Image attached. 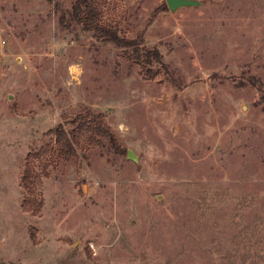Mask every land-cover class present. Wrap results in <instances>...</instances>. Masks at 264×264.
<instances>
[{"label":"rangeland","instance_id":"rangeland-1","mask_svg":"<svg viewBox=\"0 0 264 264\" xmlns=\"http://www.w3.org/2000/svg\"><path fill=\"white\" fill-rule=\"evenodd\" d=\"M95 1L162 62L84 30L74 0H0V264H264V0Z\"/></svg>","mask_w":264,"mask_h":264},{"label":"trees","instance_id":"trees-1","mask_svg":"<svg viewBox=\"0 0 264 264\" xmlns=\"http://www.w3.org/2000/svg\"><path fill=\"white\" fill-rule=\"evenodd\" d=\"M163 9H167L166 3H162L161 6ZM156 8L154 10L157 13ZM71 19L77 24L81 25L84 30L94 31L98 33L103 41L114 43L118 47L129 48L132 52L133 58L139 63L141 70L149 71L148 67L152 64L153 61L162 62V54L158 51L157 48H146L142 45V38H126L121 36L118 33L116 27H108L101 23L99 19V14L96 6L95 0H74L71 11ZM92 117V118H91ZM91 122H84L86 129H91L94 133L105 137L115 151L123 152L122 148H119L116 143V138L112 134L110 128L102 122L101 115L90 116ZM92 121H96L95 126H92ZM88 124V125H86ZM81 126V129L83 128ZM49 133H52L55 137V142L60 145L62 154L68 158L74 153V146L72 139L68 137V134L62 124H59L55 128L49 130ZM37 157V154L33 157ZM31 159L28 158L25 164V168L22 174V187L29 195H37L38 191L36 190V179L32 178V167L30 166ZM31 201V202H30ZM35 203L33 211H38L42 206V201L38 200H26V204ZM32 203V205H33Z\"/></svg>","mask_w":264,"mask_h":264},{"label":"water","instance_id":"water-1","mask_svg":"<svg viewBox=\"0 0 264 264\" xmlns=\"http://www.w3.org/2000/svg\"><path fill=\"white\" fill-rule=\"evenodd\" d=\"M165 3L169 10L175 11L183 6L197 5L198 1L197 0H165ZM126 156L127 158H130L133 161H135L137 164H139L138 156H136L132 150L127 149Z\"/></svg>","mask_w":264,"mask_h":264}]
</instances>
